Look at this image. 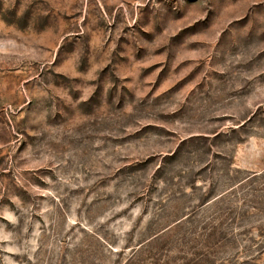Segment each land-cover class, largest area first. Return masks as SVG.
<instances>
[{
    "label": "rangeland",
    "instance_id": "obj_1",
    "mask_svg": "<svg viewBox=\"0 0 264 264\" xmlns=\"http://www.w3.org/2000/svg\"><path fill=\"white\" fill-rule=\"evenodd\" d=\"M0 264H264V0H0Z\"/></svg>",
    "mask_w": 264,
    "mask_h": 264
}]
</instances>
